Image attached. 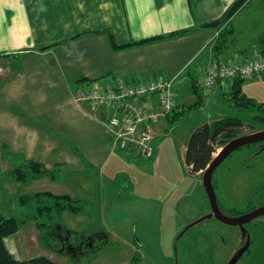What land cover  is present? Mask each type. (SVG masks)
Masks as SVG:
<instances>
[{
    "label": "crops",
    "instance_id": "1",
    "mask_svg": "<svg viewBox=\"0 0 264 264\" xmlns=\"http://www.w3.org/2000/svg\"><path fill=\"white\" fill-rule=\"evenodd\" d=\"M233 1L0 0V132L8 137L0 142L5 147L12 142L27 158L46 165L62 163L80 172L101 168L115 141L104 132L103 111L78 102V93L91 81L116 86L163 77L172 79L173 88L178 80L179 91L198 101L191 73L199 76L218 59L262 56L255 43L264 34V0H248L235 13L232 40L217 54L220 30L205 24ZM81 31L87 32L76 36ZM158 35L164 36L124 48L112 44V38L124 45ZM263 82V74L251 76L243 90L256 99L259 89L250 93L248 85ZM230 91L225 82L200 94L204 101ZM90 138L102 142L79 151L80 142Z\"/></svg>",
    "mask_w": 264,
    "mask_h": 264
},
{
    "label": "rangeland",
    "instance_id": "2",
    "mask_svg": "<svg viewBox=\"0 0 264 264\" xmlns=\"http://www.w3.org/2000/svg\"><path fill=\"white\" fill-rule=\"evenodd\" d=\"M254 88L259 89V93L254 91L255 98L264 103V82L256 87L248 85L250 93ZM174 89L179 92V110L174 109L164 125L162 121L154 126L149 158L115 143L116 150L98 170L87 167L80 172L62 163L51 166L40 161L54 173L35 176L29 171L35 177L22 181L14 177V167L30 158L12 142L9 147L0 142V213L20 220V229L6 237L7 247L17 258L47 255L59 264H227L248 244L249 249L236 264H264V214L247 222L245 231L240 225L208 217L211 205L203 173H192L183 156L188 138L199 124L249 112L228 101L229 95L220 94L194 105L197 100L179 91L178 80L174 81ZM251 110L256 115L249 116V120L263 129L257 114L264 112ZM102 122L104 132L113 136L103 118ZM1 134L0 141L8 138ZM99 142L90 138L77 148L89 152ZM261 142L236 150L214 172L219 202L228 213L237 214L249 204L262 203V194L257 193V184L264 180ZM257 148L262 151L255 152ZM108 151L106 154L111 149ZM82 186H86L85 193L79 192ZM39 190L74 196L81 193L83 197L79 198L87 204L83 203L85 209L78 213L54 211L52 221L57 227L41 229L37 224L40 218L34 217L36 204L32 213L31 207L18 201L19 195ZM41 219L46 220V216ZM97 231L106 236L95 235ZM61 236H68L76 249L65 247ZM136 253L138 261H131Z\"/></svg>",
    "mask_w": 264,
    "mask_h": 264
},
{
    "label": "trees",
    "instance_id": "3",
    "mask_svg": "<svg viewBox=\"0 0 264 264\" xmlns=\"http://www.w3.org/2000/svg\"><path fill=\"white\" fill-rule=\"evenodd\" d=\"M247 1L248 0H234L222 14V16L205 24L207 26H214L218 30H220L218 37L214 41V48L218 55L223 51L224 48H227L229 46V43L232 40V17ZM186 31L188 30L184 29L172 32L168 35L181 34ZM86 32L87 31H81L77 33L76 36H79ZM163 36L164 35L148 37L124 45H117L112 38V44L114 45V48H124L131 45L147 43L162 38ZM255 45H257L261 50L262 56L260 58H264V34L258 37ZM217 62L223 61L218 59ZM191 75L193 81V90L199 97L198 101L195 102L194 105L201 104L202 97L200 93L204 89H202L197 82L198 76L195 77V75L192 73ZM247 78L249 77H240L235 79L233 83H230L231 91L228 98V101H230L233 105L247 110L249 113H247L246 116L227 115L212 121L204 122L202 124H199L190 134L184 152V161L192 173H202L214 159L215 153L233 138L245 133L260 130V128L256 127L255 123L249 120V116L254 117L256 115L250 113V111H252L251 109H259L260 111L264 112V103L261 101H257L244 92L243 83ZM220 83H218V85ZM257 117L260 118V122L263 124L264 128V113H262V115L257 114ZM258 143L260 142H255L254 144ZM252 144L253 143L246 145ZM261 144L263 143L261 142ZM261 149H264V145H262ZM261 149L257 148L255 152L258 153L259 151H262ZM29 171L32 172L33 175L37 176L46 173L49 170L39 160L31 158L22 159V162L14 167L13 175L18 180L27 181L32 176L29 174ZM53 171H49V173L53 174ZM59 171L62 172V169H59ZM257 193L262 194V203H264V180L257 184ZM83 200V198H79V196H74L70 193L57 194L52 192L51 190H39L33 193H23L18 197L19 203L22 206L31 207L30 209L32 210V213H34L33 205L34 203L36 204V212L34 214V217L40 218V220L37 219V224L41 229H44L46 227H49V229H51L54 225H56L55 227H57L58 224L52 221L54 211L58 212V214H63L65 211H70L73 213L83 211L85 209L84 204H87V202L84 203ZM219 204L224 213L228 215H234L228 213L225 210V206L223 208V205L220 202ZM248 206L251 207V205ZM243 211L244 210H240L237 212V214ZM42 216H46V220H42ZM19 229L20 220L16 216H8L0 213V264H59L47 255H37L28 259L17 258L7 247L6 237L17 232ZM53 229L55 230V228ZM96 233L100 234V237L106 236L104 233ZM96 233L94 234L96 235ZM138 256L139 255L136 254L132 258V261H134L135 259H139L140 256Z\"/></svg>",
    "mask_w": 264,
    "mask_h": 264
},
{
    "label": "built area",
    "instance_id": "4",
    "mask_svg": "<svg viewBox=\"0 0 264 264\" xmlns=\"http://www.w3.org/2000/svg\"><path fill=\"white\" fill-rule=\"evenodd\" d=\"M257 74H264V58L235 59L210 64L197 82L205 90ZM76 99L102 110L116 145L134 149L143 158L152 154L154 126L169 117L176 105L173 81L163 77L116 86L94 84L84 87Z\"/></svg>",
    "mask_w": 264,
    "mask_h": 264
},
{
    "label": "water",
    "instance_id": "5",
    "mask_svg": "<svg viewBox=\"0 0 264 264\" xmlns=\"http://www.w3.org/2000/svg\"><path fill=\"white\" fill-rule=\"evenodd\" d=\"M264 141V128L260 130H256L254 132L245 133L240 136H237L226 143L218 154L214 157L212 162L209 166L203 171V183L210 200L211 205V212L209 213L208 217L215 216L220 221L224 223L231 224V225H240L243 227L244 224L257 218L260 215L264 214V205H261L254 210L243 213L240 215H228L222 211L219 204L218 195L216 192V188L213 182V175L216 171L217 167L232 153L238 150L240 147L251 144L255 142ZM248 247V244L244 249L238 251L227 264H236L238 259L240 258L241 254L245 251Z\"/></svg>",
    "mask_w": 264,
    "mask_h": 264
},
{
    "label": "flooded vegetation",
    "instance_id": "6",
    "mask_svg": "<svg viewBox=\"0 0 264 264\" xmlns=\"http://www.w3.org/2000/svg\"><path fill=\"white\" fill-rule=\"evenodd\" d=\"M249 205H251V204H249ZM261 205H264V203H260L259 204V206H261ZM259 206H252L251 205V207L250 206H248V208L247 209H245L243 212H241V213H239V214H234V215H240V214H243V213H247V212H250V211H252V210H254L255 208H257V207H259ZM246 224V223H245ZM245 224H244V226H245ZM242 227V226H241ZM242 229H243V227H242ZM243 231H245V229L243 230ZM246 233V232H245ZM62 241H63V243L65 244V247H68V248H72V249H76L75 248V246H73L72 244H70V242H69V237L68 236H61V238H60ZM78 247H80V246H78ZM247 250L249 249V245H248V247L246 248ZM246 249H245V251H246ZM244 251V252H245ZM243 252V253H244ZM242 253V254H243ZM242 254H241V256H242ZM240 256V257H241ZM237 263V262H236Z\"/></svg>",
    "mask_w": 264,
    "mask_h": 264
}]
</instances>
